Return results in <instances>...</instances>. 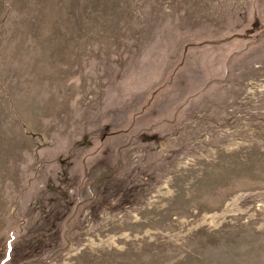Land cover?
<instances>
[{
    "label": "rangeland",
    "instance_id": "374dc122",
    "mask_svg": "<svg viewBox=\"0 0 264 264\" xmlns=\"http://www.w3.org/2000/svg\"><path fill=\"white\" fill-rule=\"evenodd\" d=\"M0 264H264V0H0Z\"/></svg>",
    "mask_w": 264,
    "mask_h": 264
}]
</instances>
